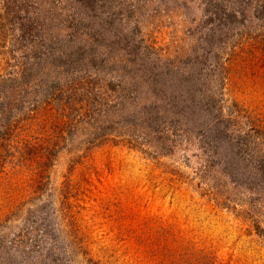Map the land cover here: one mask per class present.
Instances as JSON below:
<instances>
[{"label":"rangeland","instance_id":"obj_1","mask_svg":"<svg viewBox=\"0 0 264 264\" xmlns=\"http://www.w3.org/2000/svg\"><path fill=\"white\" fill-rule=\"evenodd\" d=\"M7 1L0 0L2 15ZM158 1L153 0V6ZM121 2L123 8L120 3L114 5L113 10L121 11L114 26L127 31L129 39L143 40L139 44L149 48L150 60L159 59L161 67L169 65L191 74L192 61L187 66L183 63L199 56L206 46L205 37L217 32L214 24L202 27L200 0H161L159 11L151 6L143 13ZM2 26L0 78H16L25 70L26 61L21 57L23 51L16 48V33L7 30V21ZM262 32L264 28L255 33ZM53 33L61 40L58 44L70 51L64 33L61 36L57 28ZM81 40H87L84 34L77 42ZM261 43L264 44L257 40L252 45L246 41L245 50L231 48L234 54L230 55V47L219 49L216 42L206 66L219 51V63L227 70V80L221 88L220 82L213 83L212 75L210 86L215 99L211 106L221 107L227 116L236 104L247 120H259L264 126ZM98 52L109 60L103 47ZM112 64L114 70L116 66L121 68L120 64ZM117 71L114 76L122 78ZM60 72L61 69L57 73L62 75ZM54 73L47 80L39 77L41 88L32 81L28 86L0 93V106L4 107L0 118L2 113L10 118L13 131L7 141H0V227L1 222H7L14 229L20 228L26 210L33 206L30 200L36 196L32 193L36 185L43 188L39 192L41 200L51 202L57 210L61 192L69 186V213L84 240L79 254L86 252V257L78 255L73 264H86V258L102 264H264V239L252 227L255 222L264 229V205L248 204L242 198L230 204L236 211L250 212L255 219L248 222L222 209L219 204L226 201L224 187L222 193L211 188L214 179H220L218 174L211 179L209 175L205 180L201 178L205 162L197 158L199 154L201 158V151L196 152L197 142L193 141L194 146L189 148L179 143L165 152L155 142L141 145L143 139L145 142L151 137L139 133L141 129L129 122L119 121L122 117L114 106L122 104L120 98L105 105V109L88 104L84 79L75 85L78 88L74 93L84 100L75 105L74 111L54 98L43 101L47 83L58 80ZM138 107L130 105L125 109ZM115 122L118 126L109 135L91 143L97 129ZM3 124H7L5 119L0 122L4 127ZM77 157L83 158L75 164ZM213 171L206 174L213 175ZM57 216L58 225L65 223L62 214ZM10 230L0 228V237ZM62 242L75 259L79 249L73 248L67 236Z\"/></svg>","mask_w":264,"mask_h":264},{"label":"trees","instance_id":"obj_2","mask_svg":"<svg viewBox=\"0 0 264 264\" xmlns=\"http://www.w3.org/2000/svg\"><path fill=\"white\" fill-rule=\"evenodd\" d=\"M121 1L127 2L128 8L142 13L151 6L158 11L161 7V0L156 6H153V0H135V3L130 0L7 1L5 14H0V27L7 21L10 26L7 30L16 33V48L23 51L21 57L26 62L19 77L0 78V93L16 86H28L32 81L41 88L43 83L39 77L47 80L51 72H55L58 80L47 83L42 100L54 98L74 111L75 105L84 100L83 96L74 93L78 88L75 85L84 79L83 92L88 104L104 108L120 98L122 104L114 106V111L122 117L119 121L129 122L141 129L139 133L151 137L145 142L143 139L141 145L155 142L160 151L165 152L179 143L189 148L193 141L197 142L196 152L201 151V158L200 154L197 158L205 162L201 178L205 180V175H209L208 179H211L218 174L220 179H214L211 188L222 193L221 187H224L226 201H221L219 206L234 214L235 218L247 222L255 219L250 212L236 211L230 204L242 198L248 204L264 205V126L259 120H247L236 104L229 109L227 116L221 107L211 106L215 99L210 86L212 75L213 83L218 85L220 82L221 88L223 81L227 80V70L219 63V51L207 66L206 63L209 54L214 53L216 42L219 49L230 47V55L234 54L231 48L245 50L246 41L252 45L257 40L264 42V32L255 33L256 29L264 28V0H200L202 27L214 24L217 32L205 37L206 46L199 56L183 63L187 66V62L192 61L194 69L191 74L169 65L161 67L159 59L150 60L149 48L139 44L143 40L129 39L127 31H122L120 25L114 26L121 12L113 10L114 5L120 3L123 8ZM55 28L61 36L64 33L70 51L58 44L61 40L54 35ZM81 34L87 40L77 42ZM101 47L106 50L109 60L99 55ZM260 47L264 49V44L261 43ZM112 63L121 65L116 69L122 78L114 76L116 69ZM59 69L62 75L57 73ZM165 81L169 82L166 84ZM145 96L147 98L141 102ZM130 105L139 107L125 109ZM3 108L0 106L1 110ZM4 119L7 124L0 125V141H7L9 132L13 135L8 123L10 118L2 113L0 120ZM116 123L97 129L92 134L91 143L109 135L118 126ZM82 158L77 157L74 163ZM209 170H214L213 175L206 174ZM39 185L43 187V184ZM37 186L32 192L36 196L30 200L33 206L26 210L20 228L14 229L7 222H1L0 228L11 230L8 235L0 237V264H73L78 255L86 257L85 251L79 254L84 240L73 214L69 213V186L61 192L59 210L51 202L41 200L39 192L43 188ZM57 213L62 214L65 223H56ZM252 227L264 239V229L255 222ZM66 236L73 248L79 249L75 251V259L72 252L69 255L63 247L62 239ZM84 261L86 264H102L91 258Z\"/></svg>","mask_w":264,"mask_h":264}]
</instances>
